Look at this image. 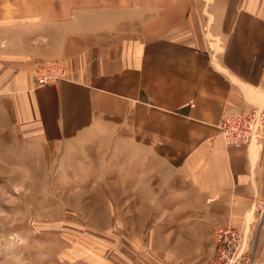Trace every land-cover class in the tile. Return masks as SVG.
I'll use <instances>...</instances> for the list:
<instances>
[{
    "label": "crops",
    "instance_id": "1",
    "mask_svg": "<svg viewBox=\"0 0 264 264\" xmlns=\"http://www.w3.org/2000/svg\"><path fill=\"white\" fill-rule=\"evenodd\" d=\"M124 13L135 21L125 35ZM48 59L65 78L37 86L30 68ZM261 104L264 0H0L2 128L41 152L136 155L146 165L131 178L148 180V209L163 212L154 227L163 241L180 228L186 244L156 248L151 230L148 254H87L89 264H209L213 228H243L245 241L256 222L264 264V140L227 145L216 127Z\"/></svg>",
    "mask_w": 264,
    "mask_h": 264
},
{
    "label": "rangeland",
    "instance_id": "2",
    "mask_svg": "<svg viewBox=\"0 0 264 264\" xmlns=\"http://www.w3.org/2000/svg\"><path fill=\"white\" fill-rule=\"evenodd\" d=\"M122 16L120 31L125 35L131 29L126 30L128 21H135L130 14ZM43 61H56L64 68L61 59L33 64ZM59 80L62 79L47 83ZM2 127L0 264H89L91 257L87 254H148L147 235L151 230L160 232L154 234L158 239L151 242L156 248L186 245L176 242L180 228H170L163 241L164 228L154 227L163 212L148 209V180L140 179L137 184L131 178L130 172L146 165L138 162L136 155L92 144H81L71 153L61 154L51 146L41 152L30 147L16 131ZM259 141L260 138L243 144ZM216 227L209 264L217 251ZM233 227L241 234L238 249L252 254L261 264L259 223L251 228L245 241L243 228ZM64 254L74 255L67 259Z\"/></svg>",
    "mask_w": 264,
    "mask_h": 264
},
{
    "label": "built area",
    "instance_id": "3",
    "mask_svg": "<svg viewBox=\"0 0 264 264\" xmlns=\"http://www.w3.org/2000/svg\"><path fill=\"white\" fill-rule=\"evenodd\" d=\"M31 74L37 86L50 80L64 79L65 70L59 62L43 61L32 65ZM218 130L228 145H241L253 139L264 140V104L250 106L236 112H224L218 121ZM258 221L264 217V198L255 202ZM241 234L231 224L219 225L214 232L216 256L211 264H259L252 254L242 253Z\"/></svg>",
    "mask_w": 264,
    "mask_h": 264
}]
</instances>
